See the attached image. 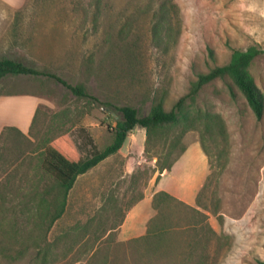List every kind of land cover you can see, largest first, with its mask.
I'll use <instances>...</instances> for the list:
<instances>
[{
	"label": "rangeland",
	"instance_id": "374dc122",
	"mask_svg": "<svg viewBox=\"0 0 264 264\" xmlns=\"http://www.w3.org/2000/svg\"><path fill=\"white\" fill-rule=\"evenodd\" d=\"M251 45L264 49V0H0V57L83 83L98 99L78 97L49 76L0 81L4 96L41 98L28 134L0 138V262L264 264V116L257 118L229 76L188 96L186 118L132 130L119 152L78 177L52 227L43 192L53 178L41 167L47 145L61 140L83 159L111 144L118 106L146 115L162 101L172 110L199 73ZM249 69L264 93V52ZM189 147L209 160L191 205L199 212L176 206L174 233L121 241L127 211Z\"/></svg>",
	"mask_w": 264,
	"mask_h": 264
},
{
	"label": "trees",
	"instance_id": "16d2710c",
	"mask_svg": "<svg viewBox=\"0 0 264 264\" xmlns=\"http://www.w3.org/2000/svg\"><path fill=\"white\" fill-rule=\"evenodd\" d=\"M264 49L257 45H251L246 49H234L230 61L222 66H216L209 72L198 74L196 80L191 84V91L187 96L182 97L170 111L166 110L162 101L156 103L146 115H140L139 110L131 105L118 106V115L116 117V125L112 127L114 132V140L103 150L95 152L92 156L86 159L75 157L73 144L69 140H61V146L58 144H49L45 149V156L42 162V167L50 173L58 186V192L55 194V207L51 211L52 224L62 218L67 211L69 193L73 189L78 177L85 174L90 169L97 166L107 157L119 152L129 133L137 126L147 128L148 131L171 123H177L181 117L186 118L184 113L185 101L188 96L197 95L205 85L225 76H229L232 80V88L237 87L246 97L249 105L255 112L257 118L261 120L264 116V93L257 85L250 66L252 62ZM43 75L55 78L61 82L78 97L92 96L87 87L83 83L73 85L56 73L36 68L26 64L24 61L12 57H0V81L7 75ZM105 105L112 107L111 102H105ZM12 130L20 131L16 127H6L1 133L0 138ZM184 148L180 154L164 169L170 171L174 163L186 151ZM185 206L197 211L193 206L180 200L176 196L165 190H159L153 195V207L156 210L155 216L148 223L147 233L141 237L133 238L130 241L151 240L155 236H165L174 233L173 215L174 207ZM173 208V209H172ZM0 264H2L0 262Z\"/></svg>",
	"mask_w": 264,
	"mask_h": 264
},
{
	"label": "crops",
	"instance_id": "0c3cea01",
	"mask_svg": "<svg viewBox=\"0 0 264 264\" xmlns=\"http://www.w3.org/2000/svg\"><path fill=\"white\" fill-rule=\"evenodd\" d=\"M4 1L12 3L15 0ZM17 1L19 0H16V2ZM2 94L5 93H0V111L13 110L17 113L16 115L12 112L9 114L0 113V133L6 127H16L23 133L28 134L32 129L35 114L41 104V98L35 94L26 93L14 96H4ZM206 159L208 160L206 152L201 153L200 151H196L192 153L190 147L187 148L181 157L174 163L171 170L159 183L157 182L155 191L151 193L146 191L145 196L127 211L118 229L121 241L138 238L147 233L148 223L156 214V210L153 207V195L159 190H165L187 204L195 206L199 193L209 174V160L207 170L205 165ZM42 169L47 172L43 167ZM180 169L187 171L181 179L175 178L173 182L166 180L169 175L174 174L176 170ZM48 174L51 175L50 173ZM52 178L53 182L49 187H46L43 192L50 207L49 227L54 226L59 220H56L53 224L51 222V211L52 208L55 207V194L58 192L57 183L53 176Z\"/></svg>",
	"mask_w": 264,
	"mask_h": 264
},
{
	"label": "water",
	"instance_id": "95a60500",
	"mask_svg": "<svg viewBox=\"0 0 264 264\" xmlns=\"http://www.w3.org/2000/svg\"><path fill=\"white\" fill-rule=\"evenodd\" d=\"M107 110H109V108H106Z\"/></svg>",
	"mask_w": 264,
	"mask_h": 264
}]
</instances>
